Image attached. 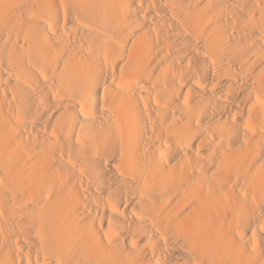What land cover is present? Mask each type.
<instances>
[{
  "label": "bare ground",
  "instance_id": "obj_1",
  "mask_svg": "<svg viewBox=\"0 0 264 264\" xmlns=\"http://www.w3.org/2000/svg\"><path fill=\"white\" fill-rule=\"evenodd\" d=\"M0 264H264V0H0Z\"/></svg>",
  "mask_w": 264,
  "mask_h": 264
}]
</instances>
